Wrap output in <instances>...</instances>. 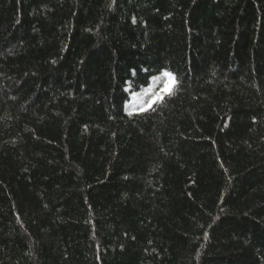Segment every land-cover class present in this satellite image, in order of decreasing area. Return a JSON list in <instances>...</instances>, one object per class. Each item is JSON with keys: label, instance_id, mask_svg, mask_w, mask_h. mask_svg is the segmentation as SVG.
I'll return each mask as SVG.
<instances>
[{"label": "trees", "instance_id": "16d2710c", "mask_svg": "<svg viewBox=\"0 0 264 264\" xmlns=\"http://www.w3.org/2000/svg\"><path fill=\"white\" fill-rule=\"evenodd\" d=\"M0 264H264V0H0Z\"/></svg>", "mask_w": 264, "mask_h": 264}, {"label": "snow or ice", "instance_id": "6c2138e0", "mask_svg": "<svg viewBox=\"0 0 264 264\" xmlns=\"http://www.w3.org/2000/svg\"><path fill=\"white\" fill-rule=\"evenodd\" d=\"M171 88H172V85L166 86V89H165L166 93H170L171 92Z\"/></svg>", "mask_w": 264, "mask_h": 264}]
</instances>
